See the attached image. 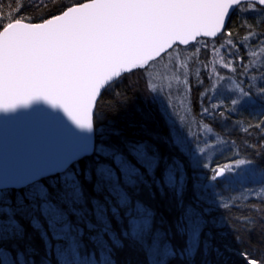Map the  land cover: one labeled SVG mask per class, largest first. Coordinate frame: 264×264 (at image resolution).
<instances>
[{
  "label": "snow or ice",
  "instance_id": "snow-or-ice-1",
  "mask_svg": "<svg viewBox=\"0 0 264 264\" xmlns=\"http://www.w3.org/2000/svg\"><path fill=\"white\" fill-rule=\"evenodd\" d=\"M49 4L54 11L40 17L33 14L34 10ZM250 10L257 17H264V0H60L59 4L57 0H21L19 4L12 0L11 6L8 0H0V112H15L34 103H44L61 110L86 133H71L63 146L14 179L17 187L33 185L23 195H17V205L26 209L25 200H28L35 211L39 200L38 210L53 239L64 242L55 246L58 264H87L88 261L90 264H115L111 258L113 247L123 248L124 240L138 244L145 251L148 264H168L170 259L177 257L193 260L200 248L201 232L206 224L214 223L203 217L202 212L209 210L200 212L189 205L175 221L177 233L186 236L185 247L177 249L165 239L171 234V228L168 233L160 229L153 231L155 212L138 198L141 186L151 189L148 179L151 178L161 191L164 186L176 189L179 206L183 208L187 186L184 161L180 156H174L170 163L163 161L162 184L156 176L162 163L159 149L147 140L121 139L119 143H112L111 138L121 137V133L104 123L106 115L100 112L101 102L106 94L121 95L117 89L124 83L125 74H135V70H141L139 74L145 78V84L156 94L152 99L161 100L162 90L158 91L149 77L150 70L164 62L165 70L182 85V95L191 92L190 79L193 77L195 83L202 86L198 97L201 116L225 118L226 111H243L251 105L253 88L245 87L251 81L232 80L227 86L224 84L226 76L218 71L217 65L230 73L238 71L237 62L241 68L246 67L238 55L245 44L232 39L230 26L234 14H245L240 26L247 28L248 34L243 36V41L264 45V33L251 31L247 15ZM260 23L264 26V19ZM204 49L208 50L207 55L219 58L203 59ZM254 71L264 72V67ZM243 75L247 77L248 73ZM256 92L264 98V76L259 78ZM226 102L229 108L218 111L224 109ZM260 115H264V110ZM52 119L55 122L58 118ZM202 127L207 132L213 131L206 123ZM255 128L264 135V125L257 123ZM202 143L207 141L199 138L189 141L177 135L170 146L187 157L190 167L207 168L211 181L220 180L221 184L231 185L235 178L226 174L245 165L246 160L206 162L204 156L197 155L205 152ZM233 148L239 154L234 142ZM82 160L85 161L83 169ZM259 167L253 165L243 175H255ZM42 179H48L47 185ZM198 179L194 177V194L197 200H203ZM84 182L91 184L97 195L107 193L103 196L104 203L95 197L91 199L95 218L103 225L97 235L89 237L97 245L98 258L95 252L81 256L83 245L78 237L84 236V230L75 228L69 219V213L77 220L84 215V211L76 207L86 204ZM260 183L264 184V179ZM50 188L56 190L59 204L50 198ZM259 194L264 196V189ZM60 205H66L67 211ZM0 211L8 215L4 221L9 226L7 231L23 239L24 230L13 218L12 209L5 207ZM110 215L120 226L119 235L113 231ZM31 223L34 228L42 229L38 218L33 216ZM257 223L264 224V220ZM86 224L90 231L96 229L91 221ZM207 236L203 241L205 255L213 247L210 231ZM260 236L264 237V230ZM41 237L46 249H50L47 232L41 230ZM9 238V235L3 237L4 240ZM25 251L34 250L27 248ZM0 256L3 264H25L23 251L17 250L13 258L8 251L0 249ZM239 256V264H264V251L254 253L245 248ZM43 264H50V261Z\"/></svg>",
  "mask_w": 264,
  "mask_h": 264
},
{
  "label": "trees",
  "instance_id": "trees-1",
  "mask_svg": "<svg viewBox=\"0 0 264 264\" xmlns=\"http://www.w3.org/2000/svg\"><path fill=\"white\" fill-rule=\"evenodd\" d=\"M86 1L87 0H84V2ZM20 2L21 0H17V4ZM59 2L60 0H57V4H59ZM11 4L12 0H8V5L11 6ZM50 10H55L51 4L38 11L34 10L33 14L40 17L46 15ZM5 11H7V8ZM244 15L245 14L242 12L234 14L230 26L233 31L232 39L238 43L243 40L244 35L248 34V29L240 26ZM247 15L250 18L248 23L252 24L251 31L264 33V26L260 23L264 17H257L251 10ZM242 58L245 64H248V57L243 55ZM237 69V76L244 71V68ZM259 69V67L254 68V70ZM253 73H259V75L264 76V72L253 71ZM128 78L129 77H125L124 83L117 89V92L121 93V95L117 96L116 93L105 95L101 102L102 106L100 112L106 115L104 123L106 125L110 124L121 133V137L111 138L112 143H119L121 139L132 141L147 140L159 149L162 163L156 171V176L161 179V183L163 184V161L167 160L170 163L173 158L168 151L167 144L169 142L160 138L158 127L156 122H154L155 117L150 115V109L148 107H144L145 105L135 93V87L129 83V80L127 82ZM200 90V87L192 84L188 104L190 115L193 121L195 120L202 124H208V126L213 129V137L218 136L221 139V142L217 145L218 153L213 156L210 163H234L237 158L245 159L246 164L243 165L244 168H240V170L234 169L233 172L228 175L231 176L235 174L236 178L251 177V182L249 184L251 187H245V185H242L240 182L238 184L232 183L231 185L221 184L220 180L212 184L209 170L206 169L199 171L195 176L199 177L196 182L202 185L199 194L203 197V200H197L194 190H192V178H187L183 208L179 206L178 198L175 194L176 189H169L167 186H164L161 191L156 187L155 182L152 181L151 178H148L149 182L152 184L151 189L141 186V192L138 198L155 212L153 231L160 229L168 233L169 228H171V234L166 235L165 239L177 249H183L185 247L186 236H181L177 233L175 221L185 213L189 205L200 212H202L203 209L209 210L207 212H202L203 217L206 221H212L214 223L206 224L201 232L200 248L193 260H181L177 257L175 259H170L168 264H239V253L245 248L253 250L254 253L257 251H264V237L260 236V232L264 230V224L257 223L259 220H264V202H262L264 196H259V190H261L259 189V178L264 179V135L261 134V130L255 128L257 123L264 125V115H260V112L264 110V99H260L258 105L247 106L239 113L226 111L225 118H221L217 115L215 119H213L207 115L201 116L200 114L201 103L198 100ZM227 108H229L228 102L225 103L224 109L218 111ZM187 128L188 127H185V130H187ZM245 128H248L247 132L244 131ZM211 142H213V140H211L210 143ZM233 142L238 147L239 154H237V151L233 148ZM88 159L91 160V157ZM80 163L81 169H83L85 161L82 160ZM257 164L260 167L255 175L250 173L248 175H243L248 172L249 168ZM237 173H241L242 175L238 176ZM52 178L54 177H49L48 179ZM48 179H43L41 182L47 185ZM81 180L83 181V176H81ZM209 184H212L213 187H207ZM84 186L86 204L76 205V207L84 211V215L81 219L77 220V217L69 213V219L75 228H83L84 230V236L78 237V240L83 245L80 249L81 256L87 257L89 254L95 252L98 258L99 250L97 245L94 244L89 237L97 235L103 225L95 218L91 199L95 197L98 198L101 203H104L103 196L107 193L97 195L91 184L84 182ZM203 186L205 189H203ZM225 186L229 187L227 188ZM262 186H264V184ZM32 187L33 185L21 190L7 189L0 191V210L5 207L11 208L13 218L24 230L23 239H19L9 233L7 231L9 226L4 223V221L8 219V215L0 211V249L8 251L13 258L16 257L17 250L23 251L25 254V264H43L44 261H50V264H58L55 246L57 244H63L64 242L53 239L52 232L49 230L45 218L38 210L40 201H36L37 210L35 211L30 207L31 202L28 200H25L26 209H22L16 203L17 195H23ZM59 187L60 185L57 184V189H59ZM176 187H179V173H177ZM49 191L51 193L50 198L59 204L56 190L50 188ZM60 207L67 211L66 205H60ZM33 216L39 219L42 229H36L32 226L31 220ZM109 219L112 222L113 231L119 235V224L111 215ZM86 221H91L95 224L96 229L90 231L87 228ZM161 221L164 222L161 223ZM41 230L48 234V241L51 242L50 249H46L45 241L41 237ZM14 231L13 229V232ZM209 231L212 234L211 244L213 247L210 248L207 255H205L203 241L208 239L207 233ZM5 235H9L10 238L4 240L3 237ZM105 239L108 238L105 237ZM109 243L111 244L110 241ZM14 245L16 247H14ZM123 245V248L113 247L111 258L115 264H148L146 253L138 244L134 245L130 243V241L124 240ZM27 248H32L34 251L28 253L25 251ZM217 249L219 250V254L217 253ZM0 264H3L2 256H0ZM87 264H90V261H88Z\"/></svg>",
  "mask_w": 264,
  "mask_h": 264
},
{
  "label": "rangeland",
  "instance_id": "rangeland-1",
  "mask_svg": "<svg viewBox=\"0 0 264 264\" xmlns=\"http://www.w3.org/2000/svg\"><path fill=\"white\" fill-rule=\"evenodd\" d=\"M240 43H244L245 47L240 49L238 55L241 58L243 57V55L248 57V64L247 63L245 64L246 67L244 68V71L237 76L236 73H230L226 69L219 68L218 65L217 68L218 71H220L222 74L226 76V80L224 81V84L227 86L231 85L232 80H245V79L250 80L251 83L245 84V87L253 88V92L250 95L251 105H258L259 100L264 99V98H260L258 96V93L256 92L257 82L262 75H259V73H253V71L254 68L264 67V45H259V44L254 45L252 40L247 42L242 40ZM207 53H208L207 49L202 50L201 57L203 59H213V60L219 58L218 56H209L207 55ZM252 53H255V55H253ZM224 55L227 58V54ZM236 66L237 68H241L238 62L236 63ZM140 71L141 70H135V74H130V75L126 74L128 76L125 77H129L127 79V82L129 80V83L135 87L136 95L145 105L144 107L146 108L148 107L150 109L149 111L150 115H153L155 117L154 122H156V125L158 127V133L161 136L160 138H162V140L164 139L169 142L167 144V147L169 149L168 151L171 153L173 157L180 156V159L184 161L186 166L185 170L187 172V178L188 179L192 178L191 184L193 185L194 177L196 176V174H198L199 171L206 170L207 168L201 167L198 169H194L193 167H190L188 164L187 157L181 156L176 147L170 146L173 137L180 135L182 138L187 137V140L189 141L196 140L197 138H199L202 141H207V143L201 144V146L205 148V152L202 154L197 153V155L204 156L206 162L209 163L211 162L213 156L218 153L217 145L221 142V139L216 135H215L216 137H213L212 135L213 132L205 131L202 127L201 122L195 120H194L195 122L193 121V118L190 115V109L188 105L189 93L183 95L181 94L182 85L179 84L174 79L173 74L171 72L165 70L164 62H161V64L153 67L150 70L151 76L149 77L150 82L155 85L157 90L158 91L162 90L161 100L152 99V97L156 94L150 92L148 86L145 84V78L139 74ZM244 72L248 73L247 77L243 75ZM253 77H255V79H253ZM190 83L191 85L193 84L195 86H198L195 83L194 77L190 79ZM198 87H200V89L202 88V86H198ZM185 127H188L187 130H185ZM211 140H213V142L210 143ZM240 168H244V166L242 165ZM240 168L238 169L240 170ZM231 177L235 178V180L232 182L233 184H238L236 183V181H240L242 185H246V184L249 185L251 182V177L249 176L243 178L242 177L236 178L235 174H233L231 175ZM261 180L262 179L259 178V189H264V186H262L263 184L260 183ZM214 182L215 181H212L211 183L214 184ZM225 187L228 188L229 186H225ZM203 189H205V187Z\"/></svg>",
  "mask_w": 264,
  "mask_h": 264
},
{
  "label": "water",
  "instance_id": "water-1",
  "mask_svg": "<svg viewBox=\"0 0 264 264\" xmlns=\"http://www.w3.org/2000/svg\"><path fill=\"white\" fill-rule=\"evenodd\" d=\"M54 117L58 118L55 122ZM71 133L86 135L61 110L48 104L34 103L15 112H0V191L30 186L17 187L14 179L63 146Z\"/></svg>",
  "mask_w": 264,
  "mask_h": 264
}]
</instances>
